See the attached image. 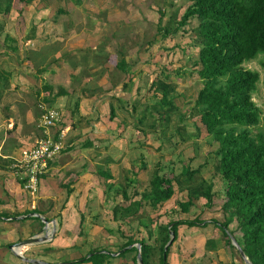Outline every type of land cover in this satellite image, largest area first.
Segmentation results:
<instances>
[{"label": "trees", "instance_id": "1", "mask_svg": "<svg viewBox=\"0 0 264 264\" xmlns=\"http://www.w3.org/2000/svg\"><path fill=\"white\" fill-rule=\"evenodd\" d=\"M20 1L32 2V0ZM187 1L189 4L177 22V27L172 30L170 22L158 27V35L153 36L152 42L154 43V40L156 42L157 38H160L158 42H164L188 26L193 19L198 21V26L193 30L192 46L199 50L195 67L197 77L202 82V89L197 95L195 106L185 113L177 106L175 98L179 95L176 96V87L167 80H170L173 75L178 76L184 72L182 70L172 72L167 65H163L158 73H154L155 78L151 76L150 81H147L149 83L146 82L147 85H144L145 89L148 88L147 91L150 90L152 93L155 103L151 101L152 103L148 106H145V103L142 111H139L133 102L128 108V103H124L118 97L114 96L112 100L124 103L121 104V108L127 118L132 119V130L137 134L139 131L143 132L145 137L147 133L144 128L155 129L157 125V130L166 136L172 127V117L178 118L180 122L174 128L176 135L180 136V130L186 120L198 119L200 125L205 128L207 136L218 144L215 152L217 159L215 170L224 185L223 212L228 213V218L222 223L217 220L205 221L201 219V213L187 220H170L165 224L158 221L162 218L159 214L164 207L174 202L173 198L176 196L174 186L177 180L180 177L192 178L196 173L187 162H184L181 151L176 155L181 166L180 172L172 178L164 175V158H161L150 171H148V164L142 159V167L132 168L120 181H116L110 172H99L108 184L109 194H113L116 198L121 197L124 201V204H117L112 209V220L126 227V231L119 229L118 235L122 241L114 253L125 250L118 257L121 259H125L128 254H135L134 264H138L139 252L143 264H169L171 249L179 238L180 227L206 228L213 224L230 241L231 237L236 240L251 264H264V133L253 132V129H257L260 125L262 118L261 110L253 101L260 76L257 72L244 68L246 63L256 60L259 56L263 57L264 68V0ZM11 2L12 0H0V15L9 14ZM59 14H65V12L60 10ZM160 17L163 19L165 15L161 14ZM0 27L2 28L3 25ZM0 34L4 35L5 41L15 44V39L9 35ZM30 36L31 33H28L27 37ZM148 43L151 44V42ZM17 51L18 48L13 49V52ZM104 54L96 59L99 61H96L94 68L99 66L98 62L104 66L105 62L112 59L110 55ZM121 57L117 63L115 62L114 68L123 75V88L127 90L133 84L131 83L133 76L137 77L138 72L140 74L142 70L139 68L133 71L127 59L123 55ZM167 60H170L168 64L172 65V59ZM145 62L142 63L145 64ZM107 68L110 70L112 67ZM47 70L48 68L43 69L40 73ZM12 73V71H6L5 67L1 68L0 80L8 81ZM142 83H144L143 79H141ZM144 86H138L136 95L141 93ZM46 88L49 92L53 91L51 86ZM66 95L67 92L60 89L56 97ZM154 115L158 118L156 119ZM115 117L116 110L111 104L110 120L113 121ZM149 117L153 121L148 124ZM159 131L154 133L157 134ZM58 136L56 134L55 139H58ZM180 140L179 144H174L175 147H180L187 142L184 137ZM137 141L141 143L142 139L138 138ZM145 172H148L147 185L140 183V176ZM112 181L114 183H111ZM217 196L215 183L210 181L200 195H193L189 189L187 201L175 202V204L184 214H189L192 208H197V203L201 200V206L204 209L212 210L218 199ZM148 209L157 215L156 219H153L152 213L148 215ZM29 214L39 215V211L35 208L27 211L25 215ZM17 216L3 215L8 220ZM237 216L242 222L237 231H230L229 228ZM27 220H37L40 226L39 231H42L44 223L39 217L32 216L25 219ZM171 231L174 234V241L165 251L171 238ZM199 237L201 236H197ZM216 240V238L208 240L205 244L206 248L208 250L216 248ZM138 245L141 247L140 250ZM10 246L8 245L7 248ZM54 250L57 249L50 247L44 253L49 254ZM111 254L107 249L98 248L91 250L82 258L66 263L109 264L113 258Z\"/></svg>", "mask_w": 264, "mask_h": 264}, {"label": "crops", "instance_id": "2", "mask_svg": "<svg viewBox=\"0 0 264 264\" xmlns=\"http://www.w3.org/2000/svg\"><path fill=\"white\" fill-rule=\"evenodd\" d=\"M32 1L43 4L42 0ZM57 1L59 6L55 10L56 14L60 17H71L67 24L66 38H63L61 29L56 26L45 29V26L37 24L29 25L28 28L24 15L22 17L20 15L21 24L15 26L6 24L0 27V33L9 35L16 41L12 44L4 38V41L0 42V47L5 50L7 57L11 58L15 54L18 55L17 52H13L14 48H18L20 53L25 49L24 58L19 60V57L15 56V59L21 61L27 68L25 73L20 75L10 74L8 81L0 80V241L7 240L9 243L7 245L13 246L21 241L47 234L51 238L48 242L26 247L28 249L25 253L40 255L37 259H28L48 264L66 263L84 257L93 249L103 248L112 253L113 258L109 264H134L135 254H128L125 259H121L117 255L120 252L114 253L118 245H121L122 240L118 232L119 229L124 231V226L112 220V209L117 204H124V201L121 197L116 198L109 194L108 184L99 172L109 173L107 167L114 165L116 158L120 157L118 154H124L127 146L133 141L132 135H128L133 124L126 129L129 122L122 123L119 118V112H124L121 108L122 103L113 101L112 97L116 96L124 103H128L127 97H130L133 102V96L136 95L138 86H141L139 79H143L142 74L145 73L142 71L140 74L138 72L137 77L133 76L130 92L127 93V97L124 96L121 92L124 90V83L121 82L120 86L116 83V78L121 73L114 68L115 62L119 61V55H115L113 51V54H108L106 47L104 55H110L112 59L105 62L104 66L98 62L99 66L94 68L96 44L90 43L89 37L92 29L87 28L78 33L72 15H69L66 7L61 5L62 2H67L77 6L80 0H76V3L73 0ZM60 10L65 14H59ZM40 16L49 17V9L41 10L38 17ZM62 22V25H59L61 28L64 24V21ZM93 29L97 31V28ZM28 33H31L30 37H27ZM90 50L92 54L89 53ZM72 61L76 64L70 63ZM39 63L43 64L38 67ZM44 64L48 70L41 74ZM105 66L112 67V70ZM83 71H87L89 75H85ZM100 72L105 75L101 76ZM122 77L121 74V79ZM47 86L53 87V91L49 92ZM60 89H64L67 95L56 97ZM101 89L110 91L104 90L102 93ZM111 104L116 110L113 121L110 120ZM42 106L57 109L62 113L63 122L56 129L46 131L39 128ZM47 132L59 135L58 138L62 136L65 150L50 164L33 205L31 196L23 189L12 165L24 152L33 149L39 139L47 136ZM136 138H140L138 134ZM109 145H115L117 151L121 152L116 153V150L108 147ZM103 163L105 170L100 169ZM111 175L115 178L113 173ZM95 192L100 198L97 201L96 213L90 205L91 195ZM109 207L111 208L108 209ZM35 208L39 215H25L27 211ZM3 215L18 216L9 221ZM32 216L39 217L43 223L47 221L42 231H32L33 220H27L25 224L19 222ZM100 236L103 237L101 246L90 247L88 251L84 249V253L76 249L77 246H85L92 238ZM45 244L47 246L44 249L52 247L57 250L45 254V250L42 249ZM7 245L0 250V264H22L10 247L6 248ZM130 256L132 258L129 260Z\"/></svg>", "mask_w": 264, "mask_h": 264}, {"label": "rangeland", "instance_id": "3", "mask_svg": "<svg viewBox=\"0 0 264 264\" xmlns=\"http://www.w3.org/2000/svg\"><path fill=\"white\" fill-rule=\"evenodd\" d=\"M42 1L43 4L33 1L21 2L20 0H12L9 14L7 16L0 15V25L4 26L7 24L15 26L21 24L18 15H21V17L24 15L25 18H27L26 24L28 25V28L30 27L29 25L37 24L45 26V29L49 26H56L61 29L60 33L64 36L63 38H66L65 36L68 34L67 24L71 17L65 18L56 14L55 10L59 6L57 0ZM73 1L76 3V0ZM69 4L71 6H69ZM78 4L79 5L74 6L72 3H61L62 6L66 7V11H68L69 15H72L74 26L76 31L78 30V33L87 30V28L92 29L89 37L91 38L90 43L96 44L94 59H98V57L105 52L106 47L109 51L108 54L113 51L115 55H119L118 60L121 59V56L123 55L127 59L128 64L132 66L133 71L137 66L143 69L142 71L145 75L142 74L144 82L141 84L142 86L149 83L147 81H150V76L155 78L154 73H158L163 65H167V68L171 69L172 72L175 70H182L184 73H180L178 76L173 75L170 80H167V82L175 85L176 96L179 95V97L177 96L175 98V103L178 107L182 108L181 111H183V113L189 111L195 106L197 95L202 89V82L197 77V68L195 67V63L199 58V50L192 46V39L194 38L193 30L198 26V21L193 19L188 26L180 30L176 35L173 34L164 42H158L160 38H157L156 42L155 40L154 43L152 42L153 36L158 35V27L160 28L164 26L167 22H170L172 30L177 27V22L180 20L189 4L187 0H80ZM46 8L49 9L50 16L47 18H42V16L38 17L40 11L45 10ZM161 14L165 15L163 19L160 17ZM62 21H64V24L61 28L59 25H62ZM93 28H97V31ZM47 31L48 33L50 32L49 30ZM49 35L51 36V34ZM2 41H4V35L0 34V42ZM148 42H151V44ZM104 44H107V46L104 47ZM22 51L23 53L17 51L18 55L15 54L14 57L11 58V56L7 57L4 53L5 50L0 47V67H5L6 71H12L18 75L25 73V70L27 69L26 66H23L21 61L15 59V56H18L19 60L24 58L25 49ZM89 53L92 54L91 50ZM170 58L172 59V65L168 64L170 60L167 59ZM113 60L115 61V57ZM142 62H145V64ZM70 63L76 64L74 61ZM262 63L263 57L259 56L256 60L244 65L245 69L257 72L260 76L257 91L253 95V101L261 110L262 118L257 129H253L254 133L258 131L264 133V68ZM42 64L43 63H39L38 67ZM43 66L44 69L47 68V65L44 64ZM103 72H100L102 73L101 76L105 75ZM82 73L89 75L87 71H83ZM113 77H115V75ZM99 78L100 76L98 79ZM122 79L121 74L116 78L117 86H120V83L123 82ZM139 81L141 82V78ZM116 83H113V85ZM145 86L142 88L140 94L133 96V104L136 106L135 108L139 109V111H142L145 103V106H148L150 103L156 102L153 96H151L152 93H150V90L148 92V88L145 89ZM101 90L103 91L102 93H104V90L107 89ZM109 91L110 90H107V92ZM121 92L127 97L130 90L128 88L126 91L121 90ZM127 102V106L130 108V105H132V98L127 97ZM116 104L119 106L118 103ZM120 113L121 112H119V118L122 123L129 122V125L126 124V129H128L133 123L131 122L132 119L130 120L127 118V115L124 112L121 113V115ZM154 117L156 119L158 118L157 115H154ZM173 118L174 117H172L171 120V130L166 136H163L162 133L157 130L158 125L155 129H146L142 127L145 129L144 131L147 133V137L144 136L143 132L139 131L138 135L140 136V140L142 139L139 144L137 141L138 138H136L137 133L129 129V132L127 131L128 135H132L131 137L133 139L130 143V146L132 145L131 148H129L130 146H127V151H124V154L121 155V151H117L118 148L115 147V145H109L108 147L110 149L113 148L116 150V153H120L118 154L120 157L116 158L117 161L115 164L108 166L107 169L115 175L116 181H120L121 178L128 175V172L132 168L135 169L136 167V169H140L142 167V159L146 161L145 163L149 166L148 171H150L154 169L155 165L161 158H164V175L167 178H172V176L180 172L179 170L181 166L176 155L181 151L183 153L184 162H187L191 169L195 170L196 173L192 178L180 177L177 180V184L174 186L176 191V196L173 198L174 202H170L164 207L159 214L162 218H159L158 221L165 224L170 220L192 219L202 213V220H217L221 223L225 222L228 218V213L223 212V204L225 203L224 185L215 170L217 164L215 152L218 149V144L213 142L210 137L207 136L205 128L200 125L197 118H188L189 120H186L183 123L180 130V136H177L174 128H176L180 122L178 121V118ZM148 120V124L150 121L151 123L153 121L150 117ZM139 128H141V126H139ZM154 131L159 132L156 134ZM125 135L126 134H124V136ZM183 137L187 142L180 147H175L174 144H179L181 141L180 138ZM125 149L126 147L124 150ZM104 164L105 163L100 166L101 170H105ZM210 181L215 183V192L218 195L215 207L212 210H206L201 206L202 200H199L200 203H197L198 207L195 209L192 208L189 214L181 213L176 207L175 202L187 201L189 189L193 195H200L204 190V187ZM147 182L148 172H145L140 176V183L147 185ZM91 197L90 205L94 213H96L98 209L97 201L100 198L96 192L91 195ZM110 208L111 207L108 209ZM147 211L148 215L152 213L151 216L153 219H156L157 215L153 213V211L149 209ZM228 212L230 213L231 211ZM36 221L33 223L31 222L32 231H39L40 229V226L37 223L38 221ZM19 222L21 224L26 223L25 219ZM241 222L242 220L240 217H235L229 230L237 231ZM124 231H126V227L124 228ZM115 235L118 237L117 234ZM196 235L201 237L197 238ZM101 238L103 240V237L101 236L96 239L92 238L90 243L85 246H77L76 249L80 250L79 252L84 253V249L88 251L90 247L94 248L101 246ZM212 238L217 239L215 241L216 248L208 250L205 244ZM199 240L202 241L200 242ZM5 241L6 242L0 241V250L2 247L4 248L9 244L7 243V240ZM46 246V244L43 245L42 249L46 248ZM28 248L23 250L25 257L31 259L39 258L40 255L36 253H25ZM131 258L132 256L128 259L130 260ZM22 264L27 263L22 261ZM169 264H245V262L241 258L237 248L233 245V242L225 237L217 226L210 224L206 228L186 229L180 227L179 238L173 244L171 249Z\"/></svg>", "mask_w": 264, "mask_h": 264}, {"label": "built area", "instance_id": "4", "mask_svg": "<svg viewBox=\"0 0 264 264\" xmlns=\"http://www.w3.org/2000/svg\"><path fill=\"white\" fill-rule=\"evenodd\" d=\"M42 108L39 128L50 131L56 129L63 122V115L54 108ZM65 150L64 139L61 136L55 139V135L47 132V136L38 140L36 146L24 152L22 157L15 161L12 169L19 176L23 189L31 196L33 205L44 175L50 164L55 161Z\"/></svg>", "mask_w": 264, "mask_h": 264}, {"label": "water", "instance_id": "5", "mask_svg": "<svg viewBox=\"0 0 264 264\" xmlns=\"http://www.w3.org/2000/svg\"><path fill=\"white\" fill-rule=\"evenodd\" d=\"M45 224H47V221H44ZM170 241L169 243L167 244L166 248H165V251L168 249V247L170 245L173 244V241H174V234L173 232L171 231L170 232ZM50 236L49 235H45L43 237H33V238H30V239H27L25 241H21L13 246L10 247V250L14 253V255L16 257H18L21 261H24L25 263H28V264H48V263H45V262H40V261H37V260H31V259H28L24 256V253L22 252L26 247H29V246H33V245H36V244H41V243H46L50 240ZM231 241L233 242V245L237 248L241 258L244 260L245 264H251L250 261L248 260V258L246 257L245 253L243 252V250L241 249V247L238 245V243L236 242V240L231 237ZM138 249L140 250L141 247L138 245L137 246ZM120 253H118L117 255H120ZM60 264H70V263H60ZM138 264H143V261H142V257H141V254L140 252L138 253Z\"/></svg>", "mask_w": 264, "mask_h": 264}]
</instances>
